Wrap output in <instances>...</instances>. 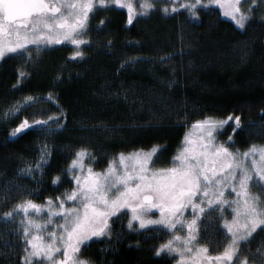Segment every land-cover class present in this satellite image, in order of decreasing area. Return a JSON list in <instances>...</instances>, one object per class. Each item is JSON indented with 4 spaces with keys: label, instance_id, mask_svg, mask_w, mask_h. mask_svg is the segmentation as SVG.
I'll return each instance as SVG.
<instances>
[{
    "label": "trees",
    "instance_id": "16d2710c",
    "mask_svg": "<svg viewBox=\"0 0 264 264\" xmlns=\"http://www.w3.org/2000/svg\"><path fill=\"white\" fill-rule=\"evenodd\" d=\"M151 3L154 7L131 23L120 8L93 11L82 34L81 63L65 58L59 48L0 59V114L25 95L41 97L0 124V216L16 202L34 199L33 194L34 201L43 202L45 196L71 187V177L61 170L78 147L90 149L94 169L101 170L117 152L159 144L162 150L155 164L165 166L194 120L229 113L241 117L233 145L264 144V7L258 3L252 8L240 29L215 6H198L192 18L187 9L177 6L171 11L173 0ZM163 7L169 11L163 12ZM153 55L170 57L156 65L141 61L132 70L122 67L134 57ZM18 69L26 75L16 84ZM157 78L165 81L160 88ZM158 88L161 104L149 108L145 98ZM49 93L56 105L45 101ZM61 109V129L45 137V128L32 127L8 138L22 118L47 117ZM225 127L227 138L232 122ZM40 136L51 148L43 174L19 175L22 164L37 157L35 142ZM57 173L62 179L52 185L51 176ZM222 218L209 213L199 224L197 241L208 245L210 254L227 242ZM18 220L0 218V264H22L23 242L14 231ZM154 232L125 229L109 250L103 240L93 238L80 255L95 264H175L174 254H155L167 235ZM261 235L264 232L257 231L242 243L240 257H258Z\"/></svg>",
    "mask_w": 264,
    "mask_h": 264
},
{
    "label": "snow or ice",
    "instance_id": "6c2138e0",
    "mask_svg": "<svg viewBox=\"0 0 264 264\" xmlns=\"http://www.w3.org/2000/svg\"><path fill=\"white\" fill-rule=\"evenodd\" d=\"M219 2L173 0L171 11L175 12L178 6L196 18L198 6ZM256 3L257 0H252L246 11L234 7L226 15L243 29ZM113 4L127 8V23L133 21L137 13L132 0H0V59L10 54L24 55L29 47L39 52L61 41L79 47L85 41L76 37L87 30L93 10ZM153 7L151 0H141L140 13L145 14ZM162 11L167 13L169 8L163 7ZM70 56L77 58L83 53L73 51ZM25 75L18 69L16 84ZM44 98L53 100L51 93ZM39 99L40 96L25 95L0 117L16 115L21 106ZM62 115L63 109L47 117L22 118L10 130L8 138H15L32 127H42L48 132L59 130L65 123L60 118ZM230 121L232 132L219 141L218 133ZM240 127L239 114L229 113L224 118L205 115L194 120L166 166H154L162 150L159 144L117 152L101 170L94 169L95 157L90 149L76 148L61 170L71 177V189L45 196L43 202L25 198L0 216L7 221L23 213L14 230L23 242L20 261L22 264H93L90 258L80 255L83 247L91 238L110 236V219L127 209L129 229L140 231L154 226L169 233V238L155 247V254H175L178 257L175 264H236L237 259L239 264H248L246 256L240 257L241 245L258 230L264 231V145L252 144L243 152L230 148L233 134ZM48 155L49 146L45 144L35 164H26L18 171L43 174ZM61 179L59 173L53 174L52 185H58ZM253 187L259 191L253 192ZM228 189L234 194L232 198H227ZM189 208L191 218L187 219L185 210ZM226 208L231 211V219H221L220 223L229 239L221 251L209 255L208 245H196L199 224L209 213L224 217ZM152 209L158 210L159 216H149ZM45 212L47 218L39 219ZM49 227L51 231H46ZM177 229L186 231L181 235ZM257 252L264 256V246Z\"/></svg>",
    "mask_w": 264,
    "mask_h": 264
},
{
    "label": "rangeland",
    "instance_id": "374dc122",
    "mask_svg": "<svg viewBox=\"0 0 264 264\" xmlns=\"http://www.w3.org/2000/svg\"><path fill=\"white\" fill-rule=\"evenodd\" d=\"M152 1V0H151ZM204 2H205V4L207 3V0H204ZM258 3H260L263 7H264V0H257V3H256V5L254 6V7H252V8H257L258 6H257V4ZM132 4H133V7L135 8V10H136V15L133 17V19H135V18H137V16L138 15H145L150 9H148L147 11H146V13L145 14H141L140 13V4H141V0H132ZM252 4V0H236V2L235 3H233V0H220V2L218 3V4H214V5H211V6H215V7H217L218 9H219V11H220V13H221V15L224 17V18H226V19H228V20H230V21H232V19H231V17L230 16H228V15H226V13L227 12H229V11H231L234 7H239L241 10H248L249 9V6ZM110 7H117V8H120V9H122V10H124L123 12H124V14L126 15V17H127V15H128V12H127V8H125V7H121V6H118V5H109V6H107V7H99V6H97L94 10H96L97 12H99V13H101V12H104L107 8H110ZM251 8V9H252ZM233 22V21H232ZM234 23V22H233ZM235 24V23H234ZM94 46V45H93ZM65 47V48H64ZM81 47H82V44L79 46V47H77V46H74V45H72L71 44V42L69 43V45H67V46H64L63 45V47L62 48H59V50L60 51H62L63 53V56L65 57V55L66 54H70L71 52H73V51H80V49H81ZM86 48H90L89 47V45H87L86 46ZM29 49H30V47L27 49V51L26 52H29ZM95 49V48H94ZM36 50V49H35ZM167 56V58H169L170 57V55H166ZM162 57H165V56H155V55H153V56H151V57H134V58H132V59H130L129 61H127L126 62V64H123L122 65V67L123 66H128V68H130V70H132V68H134V66H135V64L136 63H138V62H141V61H143V62H147V64H154V65H156V64H159L160 62H162L163 60H165V59H161ZM166 58V59H167ZM129 71V70H128ZM155 82L157 83V87H159L160 88V86H163L164 84V82L165 81H162L161 79H159V78H157L156 80H155ZM159 88L158 89H156V90H154V92H150L148 95H147V97L145 98L146 100V106H148L149 108H151L152 106H159V104H161V98H160V95H158L159 93ZM32 96H35V95H32ZM46 97V96H45ZM23 98L24 97H22V99H20V100H18V101H22L23 100ZM124 98H125V96H124ZM17 101V102H18ZM45 101H47V102H50L51 104H54V105H56V103H55V101H54V99L53 100H47V99H45ZM16 103V102H15ZM14 103V104H15ZM30 104H32V103H29L28 105H30ZM13 105V104H12ZM27 105V106H28ZM26 106V107H27ZM22 107V110L24 109V108H26V107H23V106H21ZM21 112V110L18 112V113H20ZM18 114H16V115H10L7 119H4V118H2V117H0V124L1 123H3V122H5V121H7L9 118H11V117H14V116H17ZM233 125V124H232ZM191 125H189L188 126V128L190 127ZM45 132V137H46V135H49V133L50 132H48V131H44ZM47 132V133H46ZM229 132V129L228 128H224L223 130H222V132L221 133H218V135H217V139L219 140V141H223V140H225L226 138L224 137L226 134L225 133H228ZM41 135L42 134H44V133H40ZM46 138H43V137H39L38 139H37V141L35 142V150H36V154H37V157L34 159V160H27L24 164H22V166H21V168L22 167H24L26 164H29V163H31V164H35V162H36V160L39 158V156H40V153H41V150H42V148L44 147V145L45 144H47L46 143ZM253 144V143H252ZM252 144H247V147L245 146V148H240V147H238V146H235V145H233V144H230L229 145V147L230 148H232V149H239L241 152H243L246 148H248L249 147V145H252ZM48 145V144H47ZM256 145H262V144H259V143H257ZM264 145V144H263ZM49 146V155H48V157H47V160L49 159V156H50V145H48ZM47 164V163H46ZM45 164V165H46ZM44 165V166H45ZM154 166H160V165H156V164H154ZM166 166V165H165ZM37 174L38 173H40V172H36ZM18 174L19 175H23V176H27V177H30V178H32L33 176H34V174H35V172L32 174V175H29V174H27V173H20L19 171H18ZM72 187V186H71ZM71 187H69L68 189H71ZM227 192H228V197L227 198H232V196H234V194L233 193H231V191H230V189H228V190H226ZM252 191L253 192H257V191H259V189L258 188H256V187H253L252 188ZM32 196H34V199H32V200H35V194H33ZM185 213H186V217L185 218H187V219H190L191 218V209L189 208V209H186L185 210ZM128 215H129V213H128V210L127 209H123L122 210V212H121V214H118V215H116L114 218H111L110 219V224H111V234H110V236H104V237H99V239H101V240H103V244H105V249L106 250H109L113 245H112V243H111V241L113 240L114 242H116L118 239H120L121 238V235L123 234V232H124V230L125 229H129L128 227H127V220H128ZM15 216H18V218H19V220L20 219H22V217H23V213L21 212V213H19V214H17V215H14V217ZM149 216H151V217H153V218H155V217H157V216H159V212H158V210H156V209H152V210H150L149 211ZM47 218V215H46V212L44 213V215L43 216H41V217H39V219H46ZM224 218H227V219H231V211H230V209H227L226 208V210H225V213H224V217L222 218V219H224ZM56 222H58V221H56ZM17 227V226H16ZM22 230V229H21ZM46 231H51V228L49 227V228H47L46 229ZM140 231H144V232H150V231H155L156 233L157 232H159V231H163L167 236H166V240L169 238V233L167 232V231H165V230H163V229H161V228H159V227H154V226H149L148 228H147V230H140ZM177 231H178V233L179 234H181V235H183L184 234V232L186 231V230H181V229H177ZM259 231V230H258ZM154 232V233H155ZM262 233L264 232V231H261ZM254 235H256V233L254 234ZM95 238V237H94ZM91 239H93V238H91ZM228 239H229V237H228ZM258 239H260L259 241V244H258V246L259 247H262V246H264V235H261ZM110 245V246H109ZM196 245H203L202 243H199L198 241H196ZM208 254L209 255H211L209 252H208ZM61 255H62V253H61ZM173 255V254H172ZM174 256H175V261L178 259V257L174 254ZM41 264H43V262H41ZM93 264H95V263H93ZM96 264H99V263H96ZM236 264H239V260H237L236 261ZM248 264H264V256H261V254L258 252V257L256 258V259H252V260H248Z\"/></svg>",
    "mask_w": 264,
    "mask_h": 264
},
{
    "label": "flooded vegetation",
    "instance_id": "af4514ba",
    "mask_svg": "<svg viewBox=\"0 0 264 264\" xmlns=\"http://www.w3.org/2000/svg\"><path fill=\"white\" fill-rule=\"evenodd\" d=\"M116 8H117V7H116ZM93 11H95V10H93ZM92 13H93V12H92ZM92 13H91V14H92ZM91 14H90V15H91ZM89 21H90V16H89ZM89 21H88L87 28H88V26H89ZM82 34H83V33H81V35L78 36V37H76V38H77V39H82V38H83ZM69 43H70V41H61V42L58 43V44H53V45H51V46H48V47H45V48H42V49L45 50L46 53H48V52L52 51L53 49H56V48H62L63 45H64V46H67V45H69ZM64 48H65V47H64ZM35 49H36L35 47H30L29 52H30V53H36V52H34V51H36ZM65 58L72 59V60H76L78 63H81L82 61H84L82 56H81V57H77V58H72L70 55H66Z\"/></svg>",
    "mask_w": 264,
    "mask_h": 264
},
{
    "label": "bare ground",
    "instance_id": "6f19581e",
    "mask_svg": "<svg viewBox=\"0 0 264 264\" xmlns=\"http://www.w3.org/2000/svg\"><path fill=\"white\" fill-rule=\"evenodd\" d=\"M94 14V13H93ZM138 24V23H137ZM37 51V50H36ZM72 78V77H71Z\"/></svg>",
    "mask_w": 264,
    "mask_h": 264
}]
</instances>
